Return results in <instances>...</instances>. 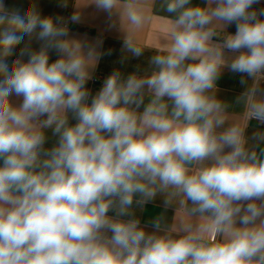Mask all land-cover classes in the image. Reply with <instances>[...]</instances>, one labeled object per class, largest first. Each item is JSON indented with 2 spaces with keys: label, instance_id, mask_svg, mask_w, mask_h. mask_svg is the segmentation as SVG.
<instances>
[{
  "label": "clouds",
  "instance_id": "obj_1",
  "mask_svg": "<svg viewBox=\"0 0 264 264\" xmlns=\"http://www.w3.org/2000/svg\"><path fill=\"white\" fill-rule=\"evenodd\" d=\"M118 2L96 0L106 12ZM260 3L166 0L171 42L151 73L113 72L92 95L95 54L67 39L63 18L0 0V264H264V147L250 148L238 125L218 131L223 106L209 94L227 67L253 81L249 116L264 123ZM125 11L142 23L135 0ZM169 189L200 223L159 234L156 220L146 232L133 205Z\"/></svg>",
  "mask_w": 264,
  "mask_h": 264
},
{
  "label": "crops",
  "instance_id": "obj_2",
  "mask_svg": "<svg viewBox=\"0 0 264 264\" xmlns=\"http://www.w3.org/2000/svg\"><path fill=\"white\" fill-rule=\"evenodd\" d=\"M35 2L42 16L45 17H62L66 22L65 27L68 29L67 39L80 45L82 51L92 50L94 60L91 65L90 80L86 87L95 95L103 86L105 79L113 72H120L122 76L127 77L131 74L138 76L149 75L153 69L150 63L153 56L162 54V49L170 44L169 29L175 19V14L166 11V0H135V4L141 11L143 21L139 26L132 25L126 15L125 5L128 0H119L118 5L106 12L97 6L96 0H4L9 8L20 7L26 10ZM205 0H192V5H203ZM254 7H264V0ZM75 15L79 19L75 22L71 17ZM72 26H76L74 29ZM220 36L216 39H222L226 32L234 34L235 25H230L227 29H218ZM29 38L25 37V42ZM141 49L142 54L135 56L129 51L128 45ZM31 48L38 50L40 43L31 39ZM23 44L18 45L16 52L19 53ZM15 57L9 58V64ZM55 52H50V63L57 59ZM26 59V58H25ZM97 82L93 83V79ZM247 79V78H245ZM241 75L232 73L227 67L222 69V73L216 82L214 89L210 91L223 106V116L225 124L218 131H223L231 125H238L244 129L245 138L250 148L259 151L264 147L261 143L253 139L255 134H264V125L248 121L245 114L248 112L246 101V91L253 85V81L248 80L247 84H241ZM260 89L264 91V77L256 82ZM14 101L15 97L12 98ZM150 97L145 96L144 103L149 102ZM18 102V101H16ZM143 110V105L140 111ZM76 121L70 119V123ZM48 137L45 148L52 147L57 137L51 129L45 130ZM205 164L210 161L204 162ZM193 165L192 167H199ZM171 189L168 191L158 192L156 197L140 205L134 204L132 212L135 218L140 220V226L145 228L146 232L155 231L151 224L159 220L161 232L173 231L178 232L184 222L190 220L195 226L200 223L199 217H189L188 209L191 207L190 202L181 204V196H169ZM112 215V213H109Z\"/></svg>",
  "mask_w": 264,
  "mask_h": 264
},
{
  "label": "built area",
  "instance_id": "obj_3",
  "mask_svg": "<svg viewBox=\"0 0 264 264\" xmlns=\"http://www.w3.org/2000/svg\"><path fill=\"white\" fill-rule=\"evenodd\" d=\"M95 82H97V78H94V79H93V83H95ZM245 119L248 120V121H252V122L258 123V124H260V125H264V123H260V122H258L257 120H255L254 118H250V116H249V112H247V113L245 114Z\"/></svg>",
  "mask_w": 264,
  "mask_h": 264
},
{
  "label": "trees",
  "instance_id": "obj_4",
  "mask_svg": "<svg viewBox=\"0 0 264 264\" xmlns=\"http://www.w3.org/2000/svg\"><path fill=\"white\" fill-rule=\"evenodd\" d=\"M74 29H77V27L76 26H72Z\"/></svg>",
  "mask_w": 264,
  "mask_h": 264
}]
</instances>
